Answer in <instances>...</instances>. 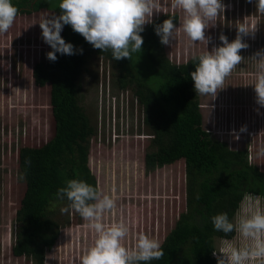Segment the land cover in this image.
I'll list each match as a JSON object with an SVG mask.
<instances>
[{
    "label": "rangeland",
    "instance_id": "obj_1",
    "mask_svg": "<svg viewBox=\"0 0 264 264\" xmlns=\"http://www.w3.org/2000/svg\"><path fill=\"white\" fill-rule=\"evenodd\" d=\"M222 3L224 13L205 30V36L210 37L207 45L194 43L183 33L179 28L183 12L172 9L171 0H160L162 11L154 13L153 20L165 13L179 15L175 39L165 45L173 62H186L220 46L221 34L231 42L238 25L246 22L257 26L254 34L243 37L249 45L240 52L245 59L225 79L224 88L215 97L199 95V99L204 128L233 149H248L249 161L264 172V107L256 103L251 85L259 62L255 56L264 52V14L256 11L255 0ZM47 15L51 13L17 15L12 27L0 33V264H34L25 256H14L11 247L16 229L13 217L25 188L17 151L24 145L43 143L52 133L48 93L36 87L29 75L32 59L47 57L48 50L41 48L44 40L39 25ZM113 72L107 59L91 55L80 78L81 104L96 130L91 138V164L100 191L116 199V207L105 214L104 222H125L130 229L125 240L129 247L134 246L139 233L162 242L185 208L184 161L151 172L145 169L144 153L150 148L153 131L144 121V111L134 92L121 89ZM242 127L246 131H241ZM254 196L264 208V197ZM67 206L60 203L55 208L61 222L67 216L70 220L61 228L44 264H81L83 254L96 239L94 230L79 214L61 212ZM229 243L241 246L244 241L236 232L231 238L216 237L215 251Z\"/></svg>",
    "mask_w": 264,
    "mask_h": 264
},
{
    "label": "trees",
    "instance_id": "obj_2",
    "mask_svg": "<svg viewBox=\"0 0 264 264\" xmlns=\"http://www.w3.org/2000/svg\"><path fill=\"white\" fill-rule=\"evenodd\" d=\"M60 2L12 0L18 8L17 15L40 11L59 15ZM168 17L178 24L179 15L167 13L144 26L140 33L142 52L131 60H115L111 50L93 48L70 25L63 27L61 36L74 46L76 54L56 53L54 62L47 57L32 59L29 75L36 87L48 93L52 133L43 143L24 145L17 151L25 188L13 217L14 256H25L34 264L45 263L47 252L70 220L67 216L61 222L55 210L60 203L69 204L66 197L57 196L67 181L82 180L99 188L90 159L91 138L96 130L81 104L80 78L91 55L111 63L119 87L131 89L144 111V121L154 135L150 150L144 153L145 169L151 172L184 161L185 208L163 237V257L147 264H217L213 255L216 237L231 238L235 232L226 235L216 231L211 217L227 213L234 221L247 194L264 197V172L249 161L248 149H233L204 128L199 94L196 95L190 75L198 61L193 57L186 62H173L155 32L156 25ZM41 48L52 50L45 42Z\"/></svg>",
    "mask_w": 264,
    "mask_h": 264
},
{
    "label": "clouds",
    "instance_id": "obj_3",
    "mask_svg": "<svg viewBox=\"0 0 264 264\" xmlns=\"http://www.w3.org/2000/svg\"><path fill=\"white\" fill-rule=\"evenodd\" d=\"M255 7L258 13L264 14V0H255ZM171 8L183 12L179 28L188 39L207 45L210 37L205 36V30L215 25L213 22L221 12L224 13L225 5L222 0H171ZM59 9V15H47L39 22L42 38L52 49L46 54L47 58L53 62L57 59L56 53L74 55L77 51L61 36L65 25H70L93 48L101 52L111 50L113 59L131 60L134 54L142 52L143 37L140 33L144 31V26L153 22L154 13L162 11L160 0H61ZM17 14L18 8L12 0H0V33L12 27ZM236 28L234 40L229 42L221 34L220 46L194 57L198 62L190 75L196 95L215 97L224 88L225 79L245 59L240 52L249 45L243 37L254 34L257 26L245 22ZM177 31L173 17L155 27L163 45L172 44ZM79 51L82 54L83 49ZM255 57L259 62L255 81L251 85L256 103L264 107V52H258ZM241 131H246V128L242 127ZM26 163L30 160L26 159ZM57 196L60 199L66 197L69 201L67 207L61 208L62 213L79 214L96 234L93 245L83 254L81 264H147L163 257L162 244L158 239L139 233L134 246L129 247L125 240L130 229L125 222L105 224V214L116 207L114 196L76 179L67 181V186L60 188ZM196 198H200L199 194ZM211 220L216 231L226 235L236 232L244 241L241 246L229 243L219 252L213 250L217 264H264V208L258 197L246 195L234 221L227 213L216 214Z\"/></svg>",
    "mask_w": 264,
    "mask_h": 264
}]
</instances>
